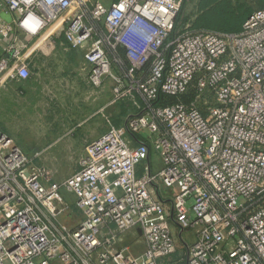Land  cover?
<instances>
[{
	"label": "built area",
	"instance_id": "1",
	"mask_svg": "<svg viewBox=\"0 0 264 264\" xmlns=\"http://www.w3.org/2000/svg\"><path fill=\"white\" fill-rule=\"evenodd\" d=\"M110 1L0 0V80L63 38L131 106L62 181L0 129V264H264V3L225 32L185 0Z\"/></svg>",
	"mask_w": 264,
	"mask_h": 264
},
{
	"label": "crops",
	"instance_id": "2",
	"mask_svg": "<svg viewBox=\"0 0 264 264\" xmlns=\"http://www.w3.org/2000/svg\"><path fill=\"white\" fill-rule=\"evenodd\" d=\"M61 41L47 51L30 56L31 74L27 79L8 81L4 90L6 118L12 128L21 130H61L58 143L83 148L106 132L109 118L116 125L125 122V117L119 118L123 107L121 103L109 104L110 81L102 88L92 86L83 49L68 48ZM21 136L18 141L23 140ZM65 196L73 202L71 194ZM193 240L192 231L182 233V242ZM182 251L184 258L186 250L185 254Z\"/></svg>",
	"mask_w": 264,
	"mask_h": 264
},
{
	"label": "rangeland",
	"instance_id": "3",
	"mask_svg": "<svg viewBox=\"0 0 264 264\" xmlns=\"http://www.w3.org/2000/svg\"><path fill=\"white\" fill-rule=\"evenodd\" d=\"M106 3H110V0H103ZM237 1V0H234ZM241 2V3H240ZM198 0H188L185 10L183 9L181 18L183 22H186V17L189 15L190 23L198 16ZM251 5L255 9L260 7V0H238L236 4ZM8 81L0 80V128L5 133L11 135L15 142L29 154L34 163L39 167L44 168V170L49 172L50 177L53 180L62 181L72 174L77 168L80 167L84 158L87 157L86 147L79 148L80 146L73 145H61L58 143L60 135H62L61 130L57 129H17L12 128L6 118V104H5V88ZM96 89V88H95ZM110 91V87H109ZM111 95L112 92L110 91ZM112 100V96L111 99ZM123 107V113L120 114V119H123L125 115L130 114V102L128 100L120 101ZM169 103V102H164ZM162 103V104H164ZM111 105V104H110ZM120 105V104H119ZM161 105V104H160ZM125 107V108H124ZM38 113V112H37ZM45 116V114H42ZM113 116V115H112ZM111 116V117H112ZM122 117V118H121ZM8 126V127H6ZM19 132L23 133V136L19 135ZM67 134H64L66 136ZM21 136V141H18V137ZM20 138V137H19ZM39 139V143H33ZM17 140V141H16ZM154 169L159 170L161 167L160 160L158 158H153ZM65 221H71V227L75 226L80 220V215L75 211L73 213L69 212L65 215ZM69 222V221H68ZM175 229V228H174ZM179 232H177V236ZM180 244L181 241L179 239ZM181 250L183 246L181 245ZM185 250V249H184Z\"/></svg>",
	"mask_w": 264,
	"mask_h": 264
},
{
	"label": "trees",
	"instance_id": "4",
	"mask_svg": "<svg viewBox=\"0 0 264 264\" xmlns=\"http://www.w3.org/2000/svg\"><path fill=\"white\" fill-rule=\"evenodd\" d=\"M238 1V0H237ZM234 0H198V16L192 21L194 29H213L225 32H237L241 28L247 16L255 10L251 5L236 4ZM188 0L184 1L183 9L185 10ZM241 3V2H240ZM264 0H260V7ZM189 19V15L186 17ZM194 93L186 95L169 96L161 95L155 104L164 102L176 103L178 101L189 102L193 99ZM165 104V103H164Z\"/></svg>",
	"mask_w": 264,
	"mask_h": 264
}]
</instances>
